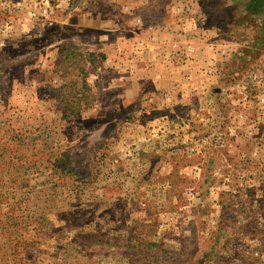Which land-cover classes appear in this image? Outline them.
<instances>
[{
  "label": "rangeland",
  "instance_id": "1",
  "mask_svg": "<svg viewBox=\"0 0 264 264\" xmlns=\"http://www.w3.org/2000/svg\"><path fill=\"white\" fill-rule=\"evenodd\" d=\"M209 5L146 82L105 0H0V264H264V0Z\"/></svg>",
  "mask_w": 264,
  "mask_h": 264
},
{
  "label": "crops",
  "instance_id": "2",
  "mask_svg": "<svg viewBox=\"0 0 264 264\" xmlns=\"http://www.w3.org/2000/svg\"><path fill=\"white\" fill-rule=\"evenodd\" d=\"M210 2L211 0H105L111 13L121 12L129 19L125 27L135 29L125 35L116 34L114 40L112 37L110 48L113 46L115 49L121 44V39L131 42V52L125 57L126 63H133L139 58L147 60L143 73L146 82H154L156 77L167 75L169 67L174 68L171 72L179 74L182 65L178 64L183 61L181 55L172 59L176 64L165 62L167 68L161 65V61L172 50L177 54L176 52H181L187 46L186 53L193 59V64L186 63V67L189 64L195 69L205 68L206 65H200L196 61L209 60L212 57V42L220 34L217 29L213 30L217 26L210 21L213 10ZM222 41L231 42L228 39ZM120 61L117 58V63ZM183 73L188 72L184 69Z\"/></svg>",
  "mask_w": 264,
  "mask_h": 264
},
{
  "label": "built area",
  "instance_id": "3",
  "mask_svg": "<svg viewBox=\"0 0 264 264\" xmlns=\"http://www.w3.org/2000/svg\"><path fill=\"white\" fill-rule=\"evenodd\" d=\"M50 9H51V7H50L48 1H46L45 4H43L41 8H38V9L32 8V13H29V16H31L32 19H35L38 17H47L48 10H50Z\"/></svg>",
  "mask_w": 264,
  "mask_h": 264
},
{
  "label": "trees",
  "instance_id": "4",
  "mask_svg": "<svg viewBox=\"0 0 264 264\" xmlns=\"http://www.w3.org/2000/svg\"><path fill=\"white\" fill-rule=\"evenodd\" d=\"M249 10L253 13H256V12H259V9H258V4L256 1L254 2H251L250 5H249Z\"/></svg>",
  "mask_w": 264,
  "mask_h": 264
}]
</instances>
